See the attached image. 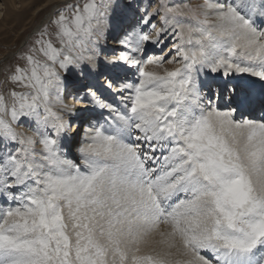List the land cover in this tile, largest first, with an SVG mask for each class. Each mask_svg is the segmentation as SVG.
Masks as SVG:
<instances>
[{"label": "snow or ice", "instance_id": "1", "mask_svg": "<svg viewBox=\"0 0 264 264\" xmlns=\"http://www.w3.org/2000/svg\"><path fill=\"white\" fill-rule=\"evenodd\" d=\"M141 4L0 64V264H264V0Z\"/></svg>", "mask_w": 264, "mask_h": 264}, {"label": "rangeland", "instance_id": "2", "mask_svg": "<svg viewBox=\"0 0 264 264\" xmlns=\"http://www.w3.org/2000/svg\"><path fill=\"white\" fill-rule=\"evenodd\" d=\"M55 1L57 0H0V64L4 69L17 62L16 54L24 49L26 42L30 41L42 23L52 17L56 5L74 2V0H67L56 4ZM200 1L188 0L186 4L195 7ZM53 3H55L54 6H52ZM148 3L149 0H142L140 6L144 7ZM155 3L156 0H153L154 6ZM174 3L181 4L180 2ZM113 23H115V18H113ZM115 35L114 31H108L106 33L107 43H105V38L100 39V46L108 57L113 55V51L109 50L107 44ZM3 80L4 77L0 75V81ZM8 87L11 85L0 83V91Z\"/></svg>", "mask_w": 264, "mask_h": 264}, {"label": "bare ground", "instance_id": "3", "mask_svg": "<svg viewBox=\"0 0 264 264\" xmlns=\"http://www.w3.org/2000/svg\"><path fill=\"white\" fill-rule=\"evenodd\" d=\"M65 1H67V0H57V1H55V3H56V4H57V3L59 4V3L65 2ZM173 1H174V2H180L181 4H186V2H188V0H173ZM200 2H201V1H200ZM55 3H53L52 6H54ZM53 9H54V8H53ZM53 9H52V10H53ZM107 46H108V48H109L110 51L113 50V49H117V53H118L119 45H117V44L115 43V41H114L113 38L109 40ZM101 83H103L102 80H101ZM67 102H68V103H74V101H72V100H68ZM76 106H77V107H83V104H77Z\"/></svg>", "mask_w": 264, "mask_h": 264}]
</instances>
